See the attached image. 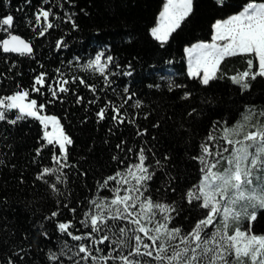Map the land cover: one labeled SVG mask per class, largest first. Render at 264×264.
<instances>
[{
  "label": "trees",
  "instance_id": "obj_1",
  "mask_svg": "<svg viewBox=\"0 0 264 264\" xmlns=\"http://www.w3.org/2000/svg\"><path fill=\"white\" fill-rule=\"evenodd\" d=\"M165 1L0 0V18L14 17L11 29L0 27V99L27 90L38 108L45 105L41 110L45 116H55L73 140L68 160L57 164L53 155L62 153L55 142L48 144L40 120L26 117L11 124L8 120L15 119L17 110H10L6 112L8 120L0 121V264H9L10 260L12 264H123L118 259L105 262L101 257L127 255L135 247V239H129L135 235L150 243L129 220L115 222L125 228L127 236H121L116 227L107 232L113 242L110 245L94 242L104 231L94 233L87 241H77L58 227L59 223L70 222L68 231L86 236L89 228L81 221L90 210L96 211L91 202L107 203L115 196L113 189L121 186L119 177L108 181L107 187H102L104 181L138 163L141 148L149 158L145 164L152 165L149 171L155 170L144 195L150 193L154 201L174 204L176 212L171 213L174 219L169 227L175 225L187 231L206 211L196 201L189 204L185 198L187 190L197 185L203 175L201 164L193 157L202 154L204 144L213 152L223 147L231 150L225 137L242 138L229 130L244 124L245 114L254 112L257 123H264V117L259 116L264 111V77L249 79V89L231 79L248 69V59L253 61L252 71L258 70L255 54L226 58L216 73L218 77L223 73L222 78L204 85L200 76L188 73L185 53V48L197 41L212 40L214 23L238 13L249 0H193L191 13L166 40L160 41L151 30ZM41 8L51 9L54 14L49 17L54 27L43 36L39 32L46 22L43 17L39 23L35 19ZM14 33L31 43V54L2 50L3 39ZM59 41L63 43L57 47ZM101 52L104 58H113L104 75L86 68L87 62ZM129 72L131 75H126ZM41 73L46 74L45 84L36 85L41 91L35 92L32 86ZM80 79L86 83H80ZM63 80L68 83L63 84ZM49 85L57 89L56 97L51 95ZM88 85H95V90ZM59 87L69 91L59 92ZM185 93L190 94L187 99L183 98ZM78 98L82 99L77 102ZM137 100L140 106L134 107ZM120 105L124 123L111 119L113 106ZM101 108H106L103 120L97 116ZM248 130L253 126L243 128ZM210 133L214 137L211 141L207 139ZM208 159L211 162L218 157ZM44 168L57 172L38 179ZM127 179L130 184L124 188L136 183L130 176ZM53 183L59 192L51 188ZM126 194L120 192L122 196ZM139 200L143 201V196ZM73 208L76 212L71 211ZM130 211L133 216L140 213L141 223L153 228L139 202ZM53 212L59 215L51 217ZM256 215L251 231L264 234V209L257 210ZM235 225L249 228V220L232 223L226 234ZM119 239L131 247H122ZM85 243L96 260H82L84 253L75 254L78 246ZM61 249L66 254L60 261L49 258L50 253L59 254ZM136 258L157 264L151 257Z\"/></svg>",
  "mask_w": 264,
  "mask_h": 264
},
{
  "label": "snow or ice",
  "instance_id": "obj_2",
  "mask_svg": "<svg viewBox=\"0 0 264 264\" xmlns=\"http://www.w3.org/2000/svg\"><path fill=\"white\" fill-rule=\"evenodd\" d=\"M192 2L193 0H168V4L162 13L161 27L152 29V35L157 40H166L167 36L179 27L180 21L191 13ZM50 16H54L51 9L46 11L41 8L36 13L35 19L38 23L41 17L46 22L39 32L40 36L54 27V24L49 22ZM68 19L71 20V16ZM164 21H167L166 26ZM3 26L11 29L14 26V17L8 15L0 18V27ZM73 27H76L75 22H73ZM214 28L216 29L214 39L227 41V43L223 45L199 44L194 49H189L190 54L193 51L198 53L196 68L201 66L204 68L201 78L202 84L208 85L210 81L222 78L223 73H221V77H218L216 73L220 71V65L226 58L255 54L259 61L257 71H252L253 61L248 59V69L231 77L234 83L242 85L244 89H249L251 87L248 83L249 79L255 80L257 76L264 77V0H249L238 14L232 15L225 21H217ZM62 43L63 41H59L57 47H60ZM2 45L3 51L6 53L31 54L32 52L30 43H26L17 35H11L10 39L3 40ZM112 62L113 58L110 55L104 58V53L101 52L93 60L87 62L86 68L104 75L108 65ZM59 71L57 69V72ZM112 74L115 75V73ZM45 75V73H41L35 78L32 86L33 91H41V88L36 87V85L44 86ZM126 75H131V73H126ZM191 75L198 77L200 73L198 70H193ZM75 79L77 78L74 77L73 81ZM62 83L67 84L68 81L63 80ZM80 83H86V81L80 79ZM88 87L92 88L93 91L95 90V85H88ZM176 87H180V85H176ZM169 90H172V85L169 86ZM49 91L53 97L57 96V89L51 85H49ZM58 91L66 93L69 89L59 87ZM124 91L127 93L128 89L125 88ZM189 95V93H185L183 98L187 99ZM28 97V91L20 90L14 95L0 99V109H3L0 111V121L8 120L6 112L17 110L15 119L8 120V123L16 124L19 120L32 117L40 120L45 127L49 122L54 128L60 124L55 116H42L40 114L45 105L40 104L38 109L35 99L26 103ZM131 98V96L127 97V99ZM81 99L78 98L77 102ZM140 103L137 100L134 107H139ZM121 108L123 105L113 106L111 119L124 123V118L120 112ZM105 113L106 108H101L97 113L98 118L100 120L105 119ZM259 116L264 117V111L260 112ZM248 122H250V117H246V123L230 129V133L239 135ZM45 138H47L48 144H53V138L49 133H45ZM225 138L228 145L236 146L231 150L229 147H223L221 151L213 152L207 144H204L201 146L202 154L193 157L201 164L200 171L203 175L197 185L187 190L185 198L189 204L196 201L197 206L206 211L204 217L195 222L187 231L175 225L169 227L174 219L171 213L176 212L174 204L154 201L150 193L144 195L145 192H148L147 182L151 181L155 175V170L149 171L152 165L150 163L145 164L149 158L145 155L144 148H141L138 153V163L131 165L123 173L118 171L104 181L102 187H107L108 181H117L119 177L117 182L121 186L113 189L115 196L107 203H98L96 200L91 202L96 211L90 210L85 214V219L81 221L85 227L89 228L86 236L73 235L72 232L68 231L70 222L59 223V230L77 241H87L94 233L104 231L105 234L94 242L97 244L108 242L110 245L113 242L110 241L107 232L116 227L121 236H127L125 228L118 227L115 222L129 220L131 224L137 226V231L143 233V236L150 241V243H145L140 235L130 237L129 239L134 238L136 241L133 251L127 255L101 257L105 262L109 259H118L123 264H151V261L136 258L151 257L157 264H245V260L248 264H264V235L251 233L250 225L248 229L243 231L237 226L232 229L234 234H226L231 224L239 221L241 217L255 221L257 210L264 209V123L258 122L253 125V130L244 133L241 140L233 141L228 137ZM207 139L211 141L214 137L210 133ZM55 143L58 144L62 155L54 154V161L57 164H60L61 160L66 162L69 158L68 148L73 144V140L64 133L62 127L59 128V133L55 137ZM117 147L119 148L120 145ZM37 151L39 153V150ZM225 152H229V155L224 156ZM208 157H218V159H213L210 162ZM156 164L159 165L160 161L157 160ZM64 166L68 165L65 164ZM56 172L57 169L44 168L38 179H43L45 175H54ZM129 176L136 183L124 188L123 185L130 184L127 179ZM56 179L59 181V177ZM50 186L59 192L55 183ZM172 190L175 191V189ZM121 191L127 194L122 196L120 195ZM140 196H143V201L139 200ZM138 202L141 210L146 213L147 223L154 224L152 229L141 223L140 213L133 216L130 211V209L137 207ZM248 209H252V211H248ZM71 211L76 212V209L73 208ZM58 215V212H53L51 217ZM157 215L160 216L159 220L155 219ZM45 235L47 234L45 233ZM117 242L122 247H131L124 239H119ZM141 246L144 249L143 252ZM97 251H103V249H97ZM153 252L156 254L153 255ZM81 253L85 254L81 257L82 260L97 259L87 243L78 246V251L75 254L79 256ZM65 254L64 250L61 249L59 254L50 253L49 258L53 261H60L61 256ZM9 264H12L11 260ZM76 264H79V261Z\"/></svg>",
  "mask_w": 264,
  "mask_h": 264
},
{
  "label": "rangeland",
  "instance_id": "obj_3",
  "mask_svg": "<svg viewBox=\"0 0 264 264\" xmlns=\"http://www.w3.org/2000/svg\"><path fill=\"white\" fill-rule=\"evenodd\" d=\"M168 4V0H166L165 1V4H164V7H163V10L161 11V13L159 14V17H158V24H157V26H155V28H159V27H161V24H162V13L164 12V8H165V6ZM237 14V13H236ZM181 22V21H180ZM164 24H165V26L167 25V21H164L163 22ZM154 29V28H153ZM152 32V31H151ZM169 36V35H168ZM167 36V37H168ZM216 36V32L214 33L213 32V36H212V41L211 42H209V43H203V44H213V43H215V44H219V45H223V44H225V43H227V41H222V40H216V39H214V37ZM199 44H201V43H198V44H196V45H194V46H190V47H188L187 48V50L188 49H194L197 45H199ZM187 55H188V64H189V69H188V71H189V74L191 75V72L193 71V70H198L199 71V73H200V78H202V76H203V72H204V68H203V66H201V67H199L198 69L196 68V60H197V57H198V53L196 52V51H193V52H191V54L189 53V50H188V52H187ZM258 59V58H257ZM258 63H259V61H258ZM27 91V90H26ZM30 100H32L31 99V96L29 95V97L27 98V100L25 101L26 103L27 102H29ZM37 108H38V106H37ZM39 109V108H38ZM0 111H2V109H0ZM254 113V112H253ZM253 113H250V114H245V116H244V123H246V117H250V122H248L247 123V126H249V125H251V126H253V125H255V124H257V114L255 115V113L253 114ZM40 114L42 115V116H45V114H44V112L43 111H40ZM256 120V121H255ZM43 124V123H42ZM43 126H44V135H45V133L47 132V133H49L50 135H51V137L53 138V141L55 142V137L58 135V133H59V128H61V125L59 124L58 126H56L55 128H54V126L49 122L48 123V125H47V127H45V125L43 124ZM249 131V130H248ZM248 131H242L241 133H240V136H242V138L240 137L238 140H241V139H243V134L244 133H246V132H248ZM47 139V138H46ZM237 140V139H236ZM236 140H233V141H236ZM236 145H232L231 146V148H233V147H235ZM247 220L248 219H245L244 217H241L240 218V220L239 221H237L238 223H242V224H244L245 222H247ZM251 224V221H249V225ZM235 227H237V225H235L234 226V228ZM240 227V229L243 231V230H246V229H248V228H242L241 226H239ZM233 228V229H234ZM250 230H251V226H250ZM227 233V232H226ZM251 233H253L252 231H251ZM228 234H234V233H228ZM255 234V233H254ZM257 235H264V234H257Z\"/></svg>",
  "mask_w": 264,
  "mask_h": 264
},
{
  "label": "water",
  "instance_id": "obj_4",
  "mask_svg": "<svg viewBox=\"0 0 264 264\" xmlns=\"http://www.w3.org/2000/svg\"><path fill=\"white\" fill-rule=\"evenodd\" d=\"M11 35H17V36H19L21 39H23L26 43H30L29 41H27L25 38H23L22 36H20V35H18V34H11ZM11 35H9L8 37H6V38H4L3 40H5V39H10V37H11ZM30 45H31V43H30ZM1 46H2V50H3V45L1 44ZM31 47H32V45H31ZM32 52H33V47H32ZM31 52V53H32ZM16 53H22V52H16Z\"/></svg>",
  "mask_w": 264,
  "mask_h": 264
},
{
  "label": "crops",
  "instance_id": "obj_5",
  "mask_svg": "<svg viewBox=\"0 0 264 264\" xmlns=\"http://www.w3.org/2000/svg\"><path fill=\"white\" fill-rule=\"evenodd\" d=\"M237 14H238V13H237ZM230 17H231V16H230ZM228 18H229V17H228ZM228 18L223 19V20H217V21H225V20H227ZM217 21H216V22H217ZM216 22H215V24H216ZM215 24H214V25H215ZM215 32H216V29L214 28V33H215Z\"/></svg>",
  "mask_w": 264,
  "mask_h": 264
}]
</instances>
